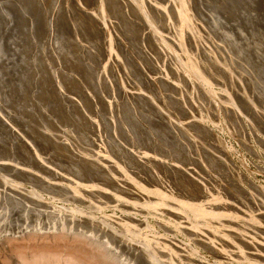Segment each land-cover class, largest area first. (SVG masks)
Segmentation results:
<instances>
[{
	"label": "bare ground",
	"instance_id": "bare-ground-1",
	"mask_svg": "<svg viewBox=\"0 0 264 264\" xmlns=\"http://www.w3.org/2000/svg\"><path fill=\"white\" fill-rule=\"evenodd\" d=\"M77 3L91 4L80 12L93 53L101 49L96 70L77 60L85 89L52 69L39 82L50 77L53 89L30 84L40 109H17L10 93L0 101L1 233L73 234L99 264H206L175 240L181 233L213 264H264V194L244 190L214 132L251 151L256 128L264 148V0ZM21 23L10 22L0 57L10 60L3 51ZM141 210L166 216L158 223L170 237L138 219Z\"/></svg>",
	"mask_w": 264,
	"mask_h": 264
},
{
	"label": "rangeland",
	"instance_id": "rangeland-1",
	"mask_svg": "<svg viewBox=\"0 0 264 264\" xmlns=\"http://www.w3.org/2000/svg\"><path fill=\"white\" fill-rule=\"evenodd\" d=\"M89 6H91V4L87 3V5L81 6L80 8L77 0H0V21L2 19L3 22V24L0 25V40L3 38L4 32L9 28L12 20L18 17L22 21L19 27H17L18 31L21 30L17 32L19 34L17 36L19 37L21 35V37L14 38L12 41L15 48L10 50L9 53L2 50L5 56H11L12 59L10 58L9 60L0 57V78H3L4 76L8 78L3 80L0 79V101L3 96L5 99L2 102L3 104L6 102L5 95L9 96L10 93L12 96L11 102L17 109L30 111H35L38 107L40 109L39 105H41L43 100L38 96L39 85L42 86L44 91L50 90L53 89L51 88V82L53 83V81L50 77H43L41 79L42 82H39V75L41 73L44 75L45 71L52 69L59 70L58 76L61 79H63L65 75L72 77L76 76L79 80L80 89H85L87 82L83 79L82 72L77 67V60L86 63L87 66L95 69L99 60L97 56L101 52V49L96 48L95 53H93L95 46L91 41L93 39V32L86 28L83 20L84 17L80 12L81 10L87 12ZM201 13L206 15V12H204L203 9L201 10ZM14 28L15 27L10 26V30L12 29V31H14ZM9 38L10 37H8V39ZM8 41H11V39ZM51 42L54 44L56 43L55 46H50ZM65 47L73 50L74 59L71 60L72 65H67L66 60L71 59L73 54L67 53ZM2 48L3 45L0 44V49ZM47 51H49V55H47L48 58H46L45 55V52ZM90 59L94 60L90 61ZM238 67L240 68V65ZM17 78L22 80L24 89H17ZM31 82L37 87L35 89H38V92H36L37 103L35 99L31 97L34 90L33 87L30 86ZM4 84H6V86ZM7 88L10 92H7ZM67 89V91H74L71 88ZM215 90H218V88L216 87ZM111 96L112 94L109 93V97ZM12 98L14 100H12ZM55 99L58 104L59 101L57 97H55ZM8 101L10 100L8 99ZM64 101L69 105L68 101ZM79 103L84 105L83 101ZM58 105L61 108L67 106L66 104ZM143 109L144 106L139 109V111L142 112ZM52 115L60 119L58 116L60 114H57L56 110L52 111ZM143 120H145V118H143ZM244 122L246 123V120ZM143 128H145V131L149 134L153 133L147 125L144 124ZM247 128L250 130L249 127ZM224 130L225 129L219 130L216 128L214 129V132L220 137L226 148L229 149L228 156L231 160L230 162L234 165L236 170H239L240 173L237 171L238 174L241 176L243 175V180L245 178L247 181H243L242 187L246 191H250V188L247 187H251L255 192L257 191V193L263 195L264 148L260 147L254 138L257 135L261 136L257 133L259 132L258 129L257 131L256 128H253L252 131L250 130L252 133L255 131L253 134L250 132L252 134V136L250 134V145L253 148L251 151L245 149L242 144L238 143L230 135H227L226 130ZM248 182L251 186L248 185ZM113 212L115 215L122 216L121 210L118 211V209H116L115 211L113 210ZM143 212L144 210H141L139 213H136L138 219H147L146 225L148 228L156 229V232H159L164 236L166 235L165 237H170L167 232H164L158 223L162 220H167L166 216L164 218V215L147 214L146 212H144L146 213L144 214ZM97 216V221H100L102 216ZM28 223L29 222L23 227L28 226ZM1 230L2 228L0 226V264H70V261L72 264L73 258L74 261L83 262L85 264H99L96 259L90 258V260H88L89 258L87 256H83L78 247L83 246L84 240L81 241L78 237L76 239L73 234H67L66 232L55 230H53V232L52 230L36 232L28 228V230L26 229L27 231L24 229L18 233H14L16 235H10V233H7V235L6 233H1ZM175 240L187 244L196 250V260L206 264H213L215 262L214 256L208 253L207 250L196 247L194 243L190 242L183 236V234L178 233L175 236ZM94 254H96V252H94ZM61 258L64 260L62 261ZM31 261L34 262L31 263Z\"/></svg>",
	"mask_w": 264,
	"mask_h": 264
}]
</instances>
